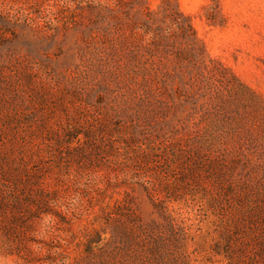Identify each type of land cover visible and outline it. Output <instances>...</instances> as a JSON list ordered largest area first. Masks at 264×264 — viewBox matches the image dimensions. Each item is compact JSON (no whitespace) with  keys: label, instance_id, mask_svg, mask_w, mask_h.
Returning a JSON list of instances; mask_svg holds the SVG:
<instances>
[{"label":"rangeland","instance_id":"obj_1","mask_svg":"<svg viewBox=\"0 0 264 264\" xmlns=\"http://www.w3.org/2000/svg\"><path fill=\"white\" fill-rule=\"evenodd\" d=\"M0 168L34 264H264V0H0Z\"/></svg>","mask_w":264,"mask_h":264},{"label":"trees","instance_id":"obj_2","mask_svg":"<svg viewBox=\"0 0 264 264\" xmlns=\"http://www.w3.org/2000/svg\"><path fill=\"white\" fill-rule=\"evenodd\" d=\"M21 177L11 169L0 168V231L7 237L3 241L7 253L34 264V249L45 243V235L48 238L53 235L47 227H51L55 218L51 217V201Z\"/></svg>","mask_w":264,"mask_h":264}]
</instances>
